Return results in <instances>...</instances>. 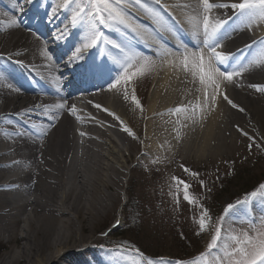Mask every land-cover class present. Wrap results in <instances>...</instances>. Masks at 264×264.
<instances>
[{
  "label": "bare ground",
  "instance_id": "bare-ground-1",
  "mask_svg": "<svg viewBox=\"0 0 264 264\" xmlns=\"http://www.w3.org/2000/svg\"><path fill=\"white\" fill-rule=\"evenodd\" d=\"M148 1L155 3V0ZM168 1L170 0H161L160 4L167 5ZM0 3L7 14L15 17L13 25L11 23L13 20H7L0 11V231L6 240L19 241L21 244L19 255L8 254V259H1L0 264H65L61 263L62 261L71 264H123L110 258L111 250H103L99 246L104 244L103 242H92L91 238L82 239V234L78 235L72 228L66 235L58 231L57 225L60 224L56 217L61 215L75 217L86 215V218L91 219L93 214L97 217L102 212L114 209L112 205L100 206L99 203L103 204V200L97 207L92 201V195L88 197L89 203L82 202L78 206L80 204L78 198L74 197L71 201V193L65 192V185H72L78 180L77 183L82 187L89 184L91 188L88 191L92 194L97 193L96 185L108 188L110 185L107 181L114 178L112 176L125 172L124 165L131 162L135 150L138 151L134 157L137 163L129 168V171L138 167L142 170L164 172L172 165L169 159L179 154L186 157L197 152L203 158L211 157L218 153L219 146L222 149L225 146L224 142H220V137L215 136L219 127L218 121L226 128L225 130L229 126L230 131H235L247 142L251 141L252 135L255 134L249 130L251 126L257 132L261 127L259 124L261 119L256 116L252 106L258 102L264 103V96L263 93L257 94L251 84L237 87L236 90L234 87L229 89V98L244 109L242 113L231 106L233 110L228 108L223 110L219 105L217 107V104L213 108L198 112L196 117L198 130L193 135H189L188 131L194 129L193 126L189 127L194 123L169 111L183 103L175 100L174 86H167L166 80L169 76L162 75V72H165L163 67L176 65L177 61L174 57H167L164 54L168 50L178 48L174 44L178 39L187 42L188 49H195L200 44V38L193 35L188 17L183 16L180 10L173 9L174 7L168 6L163 9L168 11L166 19L165 14H159L163 21L162 25H167V28H171L179 37L165 32L164 26L160 27L147 13L141 11L142 16L137 9L134 12L138 13L130 10L128 12L134 18V22L143 25L139 35L122 25L119 26L120 29H125L136 36L143 46L151 48L153 53L157 55L159 53L158 56L161 57L160 78L148 94L149 98L144 107L141 105L143 101L141 94L138 107L132 97L140 93V87L145 88L147 84L145 72L133 78L127 86L122 83L117 89L109 88L111 79L121 70L119 61L123 59V55L117 52L120 49L112 47V44L125 45L124 42L111 36L107 31L102 32V27L97 24L96 27L111 43L101 41L98 46L85 49L81 54L83 59L77 57L76 49L81 48L86 40L88 24L87 22L72 24L74 10H77L75 3H70V0H0ZM69 4L70 6H66ZM222 10L229 11L220 9ZM144 16L148 18L146 21H142ZM234 16V12L226 16L228 21L226 26L231 31L223 30V34H226L223 46L234 47L219 50L233 54L238 60L239 58L244 60L256 46L249 49L246 45L264 39V23L255 27L256 30L251 32L250 38L248 33L245 35L239 27H235ZM29 17L35 18L33 20L36 26L29 22ZM150 24L153 30L149 31ZM239 40L243 42H238ZM165 43L169 48L164 46ZM49 55L52 57L51 60L48 59ZM112 55L118 59V67L114 69L107 59ZM136 67H139V64ZM67 69L74 72L72 86L100 78L102 80L97 84L66 92L58 104L54 103L47 95L65 88L67 84L70 86L71 83L63 80L64 74L68 72L64 70ZM111 69L115 71L112 74ZM248 77L252 81L259 79V83H264V71H260V67L249 70ZM29 78H33L42 86L25 85ZM136 99L138 100L137 97ZM195 101L196 99L193 102ZM61 103L65 105L64 109H57L56 106ZM95 104H100L101 108L97 109L94 107ZM46 108L48 111H45ZM73 108L74 111L69 114L68 109ZM260 110L264 112V108ZM239 113L244 115L249 126L244 125L243 128L234 122ZM73 121L82 125L89 133L81 135V132L77 131L72 135ZM121 122L136 130V136L121 131L119 129ZM142 124L144 144L138 140ZM154 125L158 126V133ZM176 130L179 132V141L182 142L180 147L182 152L179 150V153L176 146H173V135L177 137ZM225 132L224 136L227 133L231 135ZM113 134L121 138L119 143L113 140ZM70 136L71 139L80 136L83 138L84 152L80 167L76 165L75 158L70 161L68 168L63 165L68 151L66 141L71 140ZM92 140L97 144L90 143ZM127 141L129 144L125 145L124 142ZM207 142L214 147H207ZM17 150H24V153L19 154ZM143 154L147 157L146 160H142ZM11 156L16 157V161H13ZM25 160L28 161L25 165L28 169L26 172H18L15 165ZM21 184L26 187H22ZM61 189L62 193L58 195ZM27 194L32 197L26 201ZM69 202L70 206L67 205ZM23 208H29L30 212L22 220L24 227L21 229L22 233H19L18 224ZM229 215L234 216L235 212ZM118 217L122 219L120 210ZM53 223V227H49ZM79 229L82 231L84 225ZM93 244L100 248L95 249L92 247ZM52 248L55 249L54 253L50 254L48 260L42 262L43 256ZM125 259L134 260L129 253L125 254Z\"/></svg>",
  "mask_w": 264,
  "mask_h": 264
},
{
  "label": "rangeland",
  "instance_id": "rangeland-1",
  "mask_svg": "<svg viewBox=\"0 0 264 264\" xmlns=\"http://www.w3.org/2000/svg\"><path fill=\"white\" fill-rule=\"evenodd\" d=\"M197 2L198 0H170L167 2V5H162L144 0L146 6L152 7L161 14H165V19L168 13V11L163 10L165 7H174L173 9L180 10L183 16L189 18L194 15L193 8ZM136 9V7L128 8L131 12L138 13V11L134 12ZM231 12H233L231 9H229L228 12L227 10L220 11L219 9L218 11H214V16L224 19L227 14ZM139 13H141V11ZM146 19L148 18L145 16L144 18L142 17V21H146ZM261 24L245 27L240 20L237 22L236 27H239L245 35L248 33L251 38V32L253 30L255 31V27ZM100 26L102 27V32L107 31L111 36L117 37L120 41L124 42L125 45H128L137 56L139 55V57L148 59L149 67L147 71H145L147 84L145 88L143 87L141 89L140 87V93L136 94L138 102L142 94L143 101L141 105L144 107L149 98L148 94L151 92L157 79L160 78L162 71L160 70L161 68H159V62L161 57L153 53L151 48H146L140 44L138 38L131 35L127 30H122L119 27L106 28L103 25ZM162 26L164 25H160V27ZM148 28L149 31L151 29L153 30L150 25H148ZM163 29L165 32L169 34L172 33V35L179 37L171 28L168 29L167 25L164 26ZM223 36L225 38L226 34H223ZM225 41L226 40L223 39V49H231L234 47V45L230 46V48L225 45L223 46ZM240 41L243 42L242 40L238 42ZM175 42L174 44L176 47H181V50L184 48L182 47L184 46V42H182L181 39L175 40ZM164 46L169 48L166 43ZM117 52L123 55L121 51ZM226 53L228 52L226 51ZM114 57L115 56L112 55L109 59L113 62V65L117 66L118 59ZM249 61H252L256 65L249 70L257 69L260 65L264 64V54H261L259 44L253 48L252 53L244 60V63H248ZM164 70L165 72H162V75L169 76L166 80L167 86H174L175 100H179V102L183 104H188L190 100L194 101V99H196L199 93L194 90V84L190 73H185L182 68H177L176 65L170 67L166 65L163 67V71ZM260 71L264 70L260 67ZM248 72L249 71L245 72L243 77L238 79L240 86L261 84L258 81L259 79L252 81V79L248 77ZM261 85H264V83ZM230 88L231 87L227 89V93H229ZM234 88L235 90L237 89V87ZM254 90L257 94L261 95V92H258L255 88ZM163 96L166 97L167 95ZM262 104L264 103L258 102L252 106L256 116L261 119L259 123L261 127L258 133L256 129L251 126L249 130L255 132V134L253 132L254 135H252L251 141L247 142V140L245 141L242 137L238 136L235 131H230V128H228L229 126L227 130H225L226 128L218 121L219 127H217L215 136L216 138L220 137V142H224L225 146L223 149L219 146L217 150L218 153L215 155H211L209 152L211 157L203 158L197 152L186 157H182L179 154V156L169 159L172 165L169 170L167 169L164 172L159 173L155 172L156 170H142L138 167L129 171L128 169L132 168L133 165L135 166L137 163L134 157L137 156L138 151L135 150L133 158L130 160L131 162L124 165L126 167L125 172H123L122 175L115 173L117 175L112 176L114 178L107 181L110 187L105 188L96 185L97 193L92 194L88 191V189L91 188L89 184L82 187L77 183L78 180L72 185H65V192L71 193V201L74 197L78 198L77 200L80 203L78 206H80L82 202L89 203L88 197L92 195V201L96 206L103 200L104 203H99L100 206L104 205L103 207H105L112 205L114 209L106 213L102 212L97 217L93 214L91 219L86 218V215H82L83 217L61 215L60 217H56L60 224L57 225L58 231L66 235L69 234L68 231L72 228L78 235L82 234V239L86 240L91 238L92 242H105L108 245L118 242L119 240H123V242L126 241L128 245H132L133 247L124 248L115 245L112 249H109L111 250L110 258L123 264H140L141 261L146 264L147 259H152L154 261L163 260L165 264H168V262L175 264L176 260L191 262L197 259L200 254L207 251V245L210 243L212 235H214L215 224L224 214V209L228 204L236 205L232 210V213L235 212V215L226 217L224 222L225 227L234 234H239L244 230H248L251 222L255 221L259 223L261 220H264V189L260 187V185H264V112L260 110L264 108ZM218 105L222 107L223 110H227V108L232 109L230 105L223 100H219L217 107ZM75 116H77V113H75ZM222 116L223 115L220 117ZM208 121L210 122L211 120L208 119ZM234 122L242 127L244 125L249 126L243 114H240ZM123 125L127 126L126 124ZM192 126L194 129L188 131L189 135L195 134L198 130L197 122L189 127ZM103 128L106 127L103 126ZM119 129L123 131L121 125ZM143 129L144 125L142 124L139 133L140 136L138 137L139 143L141 144H144ZM154 129L156 133L159 132L157 125H154ZM130 130L133 135L136 136V130L132 128ZM223 130L231 133V135L227 133V135L224 136ZM77 131L84 134L89 133L82 125L73 121L71 128L72 135L73 133L76 134ZM177 131L178 130L175 132ZM71 136L69 137L70 139ZM112 138L117 143L121 141L118 135L113 134ZM173 138V146H176V151L179 153L182 142L174 135ZM90 143L97 144L93 140L90 141ZM124 144L128 145L129 142H124ZM206 144H208L207 147H214L209 142ZM66 146L68 151L65 154L63 165L68 168L70 161L75 158L77 159V161L75 160L76 165L80 167L81 157L84 152L83 138L80 136L76 139L66 141ZM23 151L24 150H17V153L22 154L24 153ZM180 152L182 151L180 150ZM11 158L13 161H16V157L11 156ZM141 158L142 160L147 159L144 154L141 155ZM27 163L28 161L26 160L23 163L19 162L18 165H15V169L18 172H26L28 168L25 167V165ZM181 165L191 169L192 172L198 173V175L193 177L191 174L185 173ZM65 173H67L66 170ZM173 176L179 177L191 185V194L198 198L196 204H189L183 200L182 186L181 191L177 193V186L172 181ZM201 181H203V187L201 186ZM21 186L23 187L25 185L21 184ZM62 190L63 189H61L58 195H61ZM254 192L256 193L255 196L252 195ZM177 195H179V203H177ZM31 197L30 194H27L25 195V200L27 201ZM70 202L67 205H69ZM200 205L208 209L212 221L208 229L197 234L199 232L197 221L201 214ZM119 210L121 211V220L120 217H118ZM22 211L23 214L21 213L22 215L20 216L21 221L20 224H18L19 233H22L21 229L24 227L22 220L25 219L27 213L30 212L29 208H23ZM53 225L54 223L49 227H53ZM81 225H84L82 231L79 229ZM118 233H121V235L116 236ZM223 234L224 233H222V235ZM1 235L2 233L0 231V260L3 258L8 259V254L19 255L18 253L20 252L21 245L19 241L6 240ZM78 244L80 245L81 242ZM95 245L96 244H93L92 247L96 248ZM54 251V248L50 249V251L43 256L42 262L48 260L50 254L54 253ZM126 253H129L134 260H126ZM66 262L67 261H62L61 263L71 264Z\"/></svg>",
  "mask_w": 264,
  "mask_h": 264
},
{
  "label": "snow or ice",
  "instance_id": "snow-or-ice-1",
  "mask_svg": "<svg viewBox=\"0 0 264 264\" xmlns=\"http://www.w3.org/2000/svg\"><path fill=\"white\" fill-rule=\"evenodd\" d=\"M70 3L76 4L74 15L72 16V24L87 22L88 35L81 48L76 49L77 57L83 59L81 55L85 49H91L100 44L111 43L103 33L96 27L97 24L106 28L123 26L133 33L139 35L143 25L134 22V18L129 14V7H136L137 10L147 13L154 23L162 25L163 21L152 7L146 6L144 0H70ZM156 4H160L161 0H155ZM66 6H70L66 5ZM219 9H231L236 17L241 20L245 27L264 23V0H239V2H221L215 0H198L193 8L194 15L188 18L191 25L193 35L200 38V44L195 49L184 47L182 50L178 47L176 50H168L164 55L174 57L177 61L176 67L182 68L185 73H190L195 92L199 93L196 101H189L188 104H182L169 111L177 116H182L184 120L196 122L197 113L205 109L216 106L219 100L226 101L233 109L243 112L232 99L229 98L227 89L229 87H238V79L242 78L244 73L249 71L251 67L256 66L252 61L244 63L238 60L233 54L226 53L222 50L223 30L228 23L226 19L214 16V11ZM13 25L15 21L11 22ZM261 46V54H264V39L253 41L252 44L246 45L249 49L255 45ZM112 47L119 48L123 53V59L119 61L120 71L113 77L109 83L110 89H117L122 83L127 86L133 78L143 75L149 67V61L145 57H138L135 52L125 45L112 44ZM159 55V53H158ZM48 59L52 57L49 55ZM139 64V67L136 65ZM264 70V64L260 65ZM134 69V70H133ZM258 92L264 93V85H250ZM127 96V92H125ZM133 101L139 102L133 95ZM57 109H64L63 103L56 106ZM97 109L101 108L100 104H95ZM107 111V109H103ZM45 111H48L46 108ZM73 109H68L72 114ZM110 115L112 113H109ZM59 118V117H55ZM179 123V120L177 121ZM122 130L129 135H133L131 130L123 125ZM243 131V130H241ZM247 135V133H244ZM84 135V133H81ZM179 139V132H177ZM185 173L196 177L198 173L192 172L181 165ZM172 181L177 186L176 191L179 193L182 186L183 200L189 204H196L198 198L191 194V185L179 177L173 176ZM203 187V181H201ZM264 189V185H260ZM253 196L256 193H252ZM177 203H179V195H177ZM240 203V202H238ZM201 207V214L197 224L200 232L205 231L211 225L212 218L207 208ZM236 205L228 204L224 209V214L215 224L214 235L211 237L210 243L207 245V251L191 261L176 260L175 264H264V220L259 223L253 221L250 223L248 230H244L239 234H234L225 227L226 217L232 213ZM222 233H224L222 235ZM140 264H144L143 261ZM146 264H165L163 260L154 261L147 259ZM171 264V262H168Z\"/></svg>",
  "mask_w": 264,
  "mask_h": 264
},
{
  "label": "trees",
  "instance_id": "trees-1",
  "mask_svg": "<svg viewBox=\"0 0 264 264\" xmlns=\"http://www.w3.org/2000/svg\"><path fill=\"white\" fill-rule=\"evenodd\" d=\"M121 235V233H118L116 236H120Z\"/></svg>",
  "mask_w": 264,
  "mask_h": 264
}]
</instances>
